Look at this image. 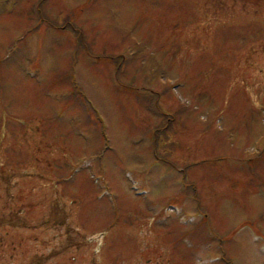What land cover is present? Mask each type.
Here are the masks:
<instances>
[{"label":"rangeland","instance_id":"1","mask_svg":"<svg viewBox=\"0 0 264 264\" xmlns=\"http://www.w3.org/2000/svg\"><path fill=\"white\" fill-rule=\"evenodd\" d=\"M0 264H264V0H0Z\"/></svg>","mask_w":264,"mask_h":264}]
</instances>
